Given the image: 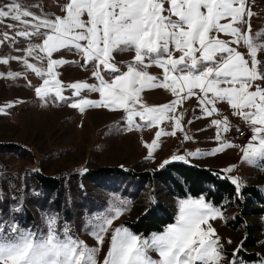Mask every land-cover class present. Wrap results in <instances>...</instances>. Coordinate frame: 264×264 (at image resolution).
Here are the masks:
<instances>
[{"label":"snow or ice","instance_id":"snow-or-ice-1","mask_svg":"<svg viewBox=\"0 0 264 264\" xmlns=\"http://www.w3.org/2000/svg\"><path fill=\"white\" fill-rule=\"evenodd\" d=\"M32 7L39 6H22L20 0L0 4V23L10 30L0 33V46L21 38L28 43L22 50L24 55L5 57L0 64L22 62L42 78L41 85L29 87H34L35 95L45 104L68 103L81 113L89 108L122 109L126 113V131L142 127L136 118L146 127L171 122L172 131H157L156 138L145 145L151 158L161 136L184 131L185 113L177 112L184 100L195 96L202 118L218 116L217 105L226 102L233 115L249 123L251 140L259 141L258 146L249 143L240 149L243 161L253 165L258 157H264V60L259 58L264 53V43L257 42L264 40V29L255 36L251 34L250 20L255 13L248 0H65L60 5L62 15L38 14L30 10ZM8 20L13 23H6ZM220 34L229 39L220 38ZM233 45L244 47L246 52ZM61 50L77 55L80 60L73 63L85 71L90 68L97 82L63 85L56 69L69 61L54 58ZM117 51L134 53L124 64L126 70L115 62ZM151 67H159L161 75H152ZM21 77V72H0V78ZM159 88L169 90L175 98L160 106L147 105L142 93ZM65 89L71 91V96L64 95ZM82 91L97 93L99 99L84 98ZM12 107L15 104L0 107V115ZM211 123L217 128L218 147L209 152L174 155L171 160L186 161L187 157L212 156L225 148H240L222 138L231 130L227 117L212 119ZM183 139L192 137L185 133ZM169 162L166 159L160 166ZM233 170L234 166L224 171ZM32 171L38 173L39 169ZM225 178L230 179L239 200L243 181ZM4 199L0 196V203ZM126 210V203L119 201L95 218L90 233L95 246L75 236L70 226L61 225L63 230L59 231L56 215L47 218L40 235L23 228L15 216L0 211V264H264V256L254 262L242 257L244 241L232 253H224L221 238L211 223L225 219L223 210L208 203L204 196L180 200L175 223L148 237L124 226L110 229L113 220ZM110 230V247L101 260ZM152 252L158 254L157 259Z\"/></svg>","mask_w":264,"mask_h":264},{"label":"rangeland","instance_id":"rangeland-1","mask_svg":"<svg viewBox=\"0 0 264 264\" xmlns=\"http://www.w3.org/2000/svg\"><path fill=\"white\" fill-rule=\"evenodd\" d=\"M5 2L7 0H0V4ZM64 2L65 0H20L22 6L38 5L39 7H32L30 10L47 15H62L60 5ZM248 3L255 13L250 20L251 34L255 36L257 31L264 29V0H248ZM6 23L13 22L8 20ZM5 31L10 30L3 23H0V33ZM220 38L229 39L224 34H220ZM257 42L264 43V40ZM27 46V41L22 38L18 39L16 43L5 42L0 46V59L22 56L24 55L22 50ZM233 46L238 47L242 53L246 52L242 46ZM133 55L134 53L130 51L115 52L114 57L117 66L121 70H126L124 64L130 61ZM54 58L69 61V63L56 69L58 79L63 85L75 82H97L92 78L90 68L85 71L77 63H73L80 60L73 52L61 50ZM259 58L264 60V53H261ZM0 72L22 73V77L17 79L0 78V107L6 103L15 104V107L6 109L7 114L0 115V184H2L0 186L7 190L6 195H0L5 197L3 203L15 199V196H10L9 191L14 186L16 177L20 178L16 182V190L19 195H21L20 186L24 189L27 187L34 188L35 184L29 183L32 178L31 175L35 173L32 171L33 169H39V173L47 177L64 178L66 181L68 178L71 181L74 179L76 182L74 185L77 186V189L85 188L84 194L79 195L76 192L71 198L63 195L64 204L61 210L51 208L53 207L51 202L55 197L53 195L48 197L51 207L43 210L31 207L32 210L36 211L38 225L34 232L38 230L43 233L41 229L46 227L47 218L56 215L58 216V223L70 226L75 236L84 240L89 246H95L96 241L90 234L95 218L105 214L110 206L119 201L126 203L127 210L113 220L110 229L122 226L125 221L134 223L139 215L148 208L149 189L143 193L140 192L138 197L132 198L134 186L129 185V183L123 184L122 180L116 179L112 182L109 181L111 194L105 196L102 194L105 193V190L83 178V174L103 167H124L144 172L150 169H159L164 160L172 161L171 158L174 155H186L187 152L197 150L209 152L219 146V142L215 140L217 128L212 125L211 120L222 117H227L231 124V130L222 134L225 142L230 143L228 139L229 136L232 138L231 132L235 127L246 128L249 131L247 139L235 144L239 145L240 148H225L222 152L212 156L187 157L186 161L222 171L234 166L231 173L224 172L229 177L240 178L244 187H258L261 192L260 195H264V167L259 166L264 165V157H258L256 164L250 165L243 161V152L240 150L246 148L249 143L258 146L259 141L251 140L253 132L249 123L233 115V110L226 102L217 105L218 116L202 118L197 98L193 96L184 100L177 107V112L185 113L182 118L184 131L177 130L175 136H161L157 147L153 150V156L149 158L145 145L150 144L156 138L155 133L157 131L161 129L172 131L171 122L165 121L157 126L146 127L143 126L145 122L136 118V122L142 127L126 131L124 130L126 128V121L124 120L126 113L122 109L89 108L81 113L78 109L71 108L68 103L49 102L45 104L35 95L34 87H29V84L41 85L42 78L26 69L22 62L10 60L7 65L0 64ZM149 72L152 75L160 76L162 70L159 67H151ZM23 74H26V78ZM105 78L110 79L107 75ZM64 95L71 96V91L65 89ZM81 95L87 99H99L97 93L82 91ZM174 98L171 92L164 88L146 89L142 93L143 101L149 106H160L169 103ZM223 111H226L224 115L221 114ZM185 133L192 139L185 141L183 139ZM83 169L86 171L82 172ZM67 187L71 188L70 185ZM91 194L94 195L91 196ZM158 196L162 197L172 207L176 218L179 201L182 199L174 196L167 197L165 192H159ZM27 199L29 200V198ZM87 201L91 202L88 206ZM65 202L73 206L70 217L67 215L69 211L65 213ZM82 202L84 205H81ZM3 203H0V211L6 215L16 216L17 213L13 211L14 204L12 202L7 205ZM99 209L101 211L98 212ZM242 211L243 209L223 210L225 219H217L211 223L221 238L225 254L232 253L233 249L241 241H244V251L241 255L245 260L254 262L264 256V213L251 215L247 211L246 214H241ZM239 214H241L242 221L238 220ZM124 227L133 232L129 225ZM59 230L62 231V227ZM110 236L111 230L103 244L99 256L101 260L110 247ZM229 239L232 241L231 244L227 243ZM151 255L154 259L158 258V254L155 252H152ZM228 259H231L230 255Z\"/></svg>","mask_w":264,"mask_h":264},{"label":"trees","instance_id":"trees-1","mask_svg":"<svg viewBox=\"0 0 264 264\" xmlns=\"http://www.w3.org/2000/svg\"><path fill=\"white\" fill-rule=\"evenodd\" d=\"M31 177L30 181L27 180L29 183L35 184L34 188L30 189L27 187L24 189L20 186L19 191L21 195L16 190V182L20 178L18 179L16 177L14 186L9 191L10 196H15V199H10L8 202L3 203L7 205L12 202L14 208L20 207L21 210L16 212L15 217L20 225L27 230L34 231L35 227L38 226L36 211L32 210L31 207L38 210L51 207L48 197L53 195L55 197L51 202L53 206L51 208L61 210L64 204L63 195L71 198V196L73 197V193L76 194L78 192L80 195L84 194L85 191L83 187L77 189V186L74 185L76 184L74 179L71 181L68 178L66 181L64 178L47 177L39 172H35ZM225 177L229 176L220 169L204 167L180 160H172L164 167L150 169L144 172H138L124 167H103L83 174V178L91 181L98 188L105 190V193H102L105 196L111 194L109 192L111 190L109 185L110 182L116 179L122 180L123 184L129 183V185L134 186V191L131 194L133 196L132 198L134 196L138 197L140 192L143 193L149 189L147 210L143 214H140L134 223L125 221L122 224V226L129 225L134 233L145 236H149L152 233H160L167 225L175 221V211L162 197L158 196L159 192H165L167 197L174 196L180 199L204 196L206 201L223 210L243 209L241 214H246V211L250 212L249 214L251 215L264 213V195H260L261 192L258 187H243V196L238 200L233 192L234 186L230 183V179H226ZM68 185H70V189L67 187ZM67 189L69 190L67 191ZM74 189L75 191H72ZM2 194L6 195L7 190L0 186V195ZM93 195L91 194V196ZM93 198L95 199V197ZM83 202L81 205H84ZM90 203L87 201V206ZM68 204V202H65V213L69 211L67 215L70 217V213H72L71 207L73 206ZM241 214L238 215L239 221H242ZM60 227L61 224L58 223V230ZM39 229H41L40 226ZM43 229L45 228L41 230ZM35 232L43 234L38 230Z\"/></svg>","mask_w":264,"mask_h":264},{"label":"built area","instance_id":"built-area-1","mask_svg":"<svg viewBox=\"0 0 264 264\" xmlns=\"http://www.w3.org/2000/svg\"><path fill=\"white\" fill-rule=\"evenodd\" d=\"M225 113L226 111H223L221 114L224 115ZM237 129H239V131H237ZM231 134H232V138H230L229 136L228 141L230 143L237 144L247 139V137L249 136V131L246 128L235 127L232 129Z\"/></svg>","mask_w":264,"mask_h":264}]
</instances>
